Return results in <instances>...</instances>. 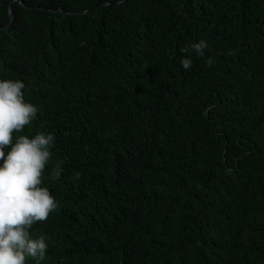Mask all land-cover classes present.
<instances>
[{
    "label": "trees",
    "instance_id": "obj_1",
    "mask_svg": "<svg viewBox=\"0 0 264 264\" xmlns=\"http://www.w3.org/2000/svg\"><path fill=\"white\" fill-rule=\"evenodd\" d=\"M18 1L0 79L55 137L42 264H264V0Z\"/></svg>",
    "mask_w": 264,
    "mask_h": 264
},
{
    "label": "clouds",
    "instance_id": "obj_2",
    "mask_svg": "<svg viewBox=\"0 0 264 264\" xmlns=\"http://www.w3.org/2000/svg\"><path fill=\"white\" fill-rule=\"evenodd\" d=\"M189 48L196 57H204L208 44L200 39L181 52ZM213 62L212 57L205 60L209 66ZM179 64L187 72L192 68V56L182 57ZM24 88L19 79H0V264H42L48 250L47 237L32 238L30 232L33 225L45 221L57 208L49 189L41 186L54 135H19L38 112L25 100ZM60 175L57 162L52 178L59 179Z\"/></svg>",
    "mask_w": 264,
    "mask_h": 264
},
{
    "label": "water",
    "instance_id": "obj_3",
    "mask_svg": "<svg viewBox=\"0 0 264 264\" xmlns=\"http://www.w3.org/2000/svg\"><path fill=\"white\" fill-rule=\"evenodd\" d=\"M18 1V0H17ZM19 2V1H18ZM19 4H21L20 2H19ZM116 4H120V2L119 3H116ZM98 7H100L99 5L98 6H95V7H93L92 9H90L91 11L93 10V9H97ZM55 12H57V13H62V14H70V13H68V12H65V11H59V10H57V11H55ZM86 13V11L85 12H80V13H78V15H81V14H85ZM8 15H9V25L7 26V27H5L4 29H6V28H8L10 25H11V23H12V20H13V15H12V12H11V10H10V7L8 8ZM1 28V27H0Z\"/></svg>",
    "mask_w": 264,
    "mask_h": 264
}]
</instances>
